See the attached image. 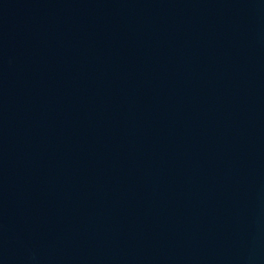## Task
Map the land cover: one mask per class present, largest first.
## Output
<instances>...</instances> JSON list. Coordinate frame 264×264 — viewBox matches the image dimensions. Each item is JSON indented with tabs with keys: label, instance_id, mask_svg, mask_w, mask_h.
<instances>
[{
	"label": "water",
	"instance_id": "1",
	"mask_svg": "<svg viewBox=\"0 0 264 264\" xmlns=\"http://www.w3.org/2000/svg\"><path fill=\"white\" fill-rule=\"evenodd\" d=\"M0 264H264V0H0Z\"/></svg>",
	"mask_w": 264,
	"mask_h": 264
}]
</instances>
